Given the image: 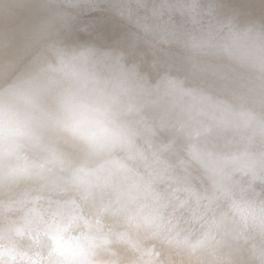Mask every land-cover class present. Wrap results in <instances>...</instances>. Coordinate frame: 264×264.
I'll return each mask as SVG.
<instances>
[{"label": "water", "instance_id": "1", "mask_svg": "<svg viewBox=\"0 0 264 264\" xmlns=\"http://www.w3.org/2000/svg\"><path fill=\"white\" fill-rule=\"evenodd\" d=\"M68 85L85 104L114 107L126 128L102 157L51 127ZM13 93L34 105L29 160L60 161L45 178L0 184V242L24 262L77 259L50 231L58 220L59 232L90 230L101 264H166L163 253L153 263L137 247L170 255L161 248L173 234L198 238L186 235L198 232L193 221L215 236L183 245L203 264H264V0H0V95ZM156 164L163 180L149 175ZM219 193L221 211L198 215L193 196L204 209ZM157 204L181 209L184 223L170 227Z\"/></svg>", "mask_w": 264, "mask_h": 264}, {"label": "clouds", "instance_id": "2", "mask_svg": "<svg viewBox=\"0 0 264 264\" xmlns=\"http://www.w3.org/2000/svg\"><path fill=\"white\" fill-rule=\"evenodd\" d=\"M84 91L71 85L64 87L56 98L49 120L52 129L74 142L90 157H102L126 138V128L114 107L104 108L85 104ZM33 102L23 93L0 95V184L33 178H45L58 168L60 161L50 157L36 164L28 153L38 147V129ZM58 220L51 221V229L59 242L77 259L70 264H101L98 259L102 243L89 229L70 228L59 232ZM51 246L53 241L48 240Z\"/></svg>", "mask_w": 264, "mask_h": 264}, {"label": "bare ground", "instance_id": "3", "mask_svg": "<svg viewBox=\"0 0 264 264\" xmlns=\"http://www.w3.org/2000/svg\"><path fill=\"white\" fill-rule=\"evenodd\" d=\"M77 154H78V152H76V155ZM145 168H146V166H145ZM147 171L149 172V168L147 169ZM111 175L112 174H110V178L112 177ZM149 175L152 176L154 179H156V181L157 180H163L162 171L160 169V166L157 165V164H156V169H155L154 173L149 174ZM116 176H118V173L117 172H116ZM144 176H146V175H144ZM105 180H107V179H105ZM115 180H116V177H114L112 179L113 182H115ZM113 182H111L109 184V186L113 185L112 188H115V189L118 190V188L120 186L116 187V185ZM117 182H118V180H117ZM134 186L136 187L137 185H134ZM152 186H153V188H156L157 187L155 185H152ZM163 186L164 187H167L168 184H166V183L163 182ZM122 187L126 191H129V189H131L129 187V185H127V184H125L123 182H122ZM167 190L169 192V195H171V196L174 195L176 198L178 197L176 194H173L171 192V190H169V189H167ZM260 191L262 193H264V191H262V189H260ZM193 198L195 199V202H196V208H197L198 215L204 216V218L208 217V219H209V216L214 217V212L217 213L218 210L221 211V208H219V202H220L219 200L224 199V195L222 193H219L218 196L217 195H214L213 198L208 199V204H206V206L204 207V209H201V208L205 204L203 205L202 203H198V200H197V197L196 196H193ZM133 199L134 198H132V197L129 198V200H133ZM155 201H156V199H155ZM155 201H153V203ZM129 202L130 201H128V202L125 201V204H129ZM139 202H142V201H139ZM130 204L133 207H135L136 202H133V203H130ZM225 204H227V202ZM150 205H152V203H150ZM170 205L171 204H167V205L163 206V205H158L157 204V205H154L153 206L154 207L153 209H155V207H158V210L157 211L159 212L160 216H162L164 218V222L165 223H167V224L171 223L170 227L172 226V224H174V223L176 224L178 221L182 222V224H183L184 221H183V219H181L182 218V211H181V209L179 211H177V208H174L173 206H170ZM140 207L142 208V207H144V205L143 204H140V206L137 205V208L138 209H140ZM192 208L193 207H191L189 209V211H191ZM126 210L129 211V208L127 207ZM209 210H210V214H213V215L207 214L209 212ZM146 211L151 213L153 210L146 209ZM129 212H131V211H129ZM180 222H179V227H176V231L183 234V227H182V225H181ZM133 224H135V226L137 227V224H143V223L141 222V219H140V220L134 221ZM194 225H195V227L198 230V232L196 233V235L195 234H192V233L195 232V230L193 232H191V233H187L186 235H190L191 234L188 237H198V238H193V239L187 238L185 240H182V236L178 237V236H175L174 234H173L172 237L168 238V242L167 243H169V244L167 245V247H165V245H164L163 246L164 248H161V249H163V250L165 248L169 249L170 251H168V250L167 251L170 253V255H167V253H165L163 251L161 252L160 249H157V248L155 249V246L154 245H151L149 247H146V246H141V245L138 244L139 245V249L137 247V250L139 251L140 255L144 257V259H147L148 257H150V259H151V261L153 263H161V262H158V257H159V255H162V253H163L164 254V261L166 262V264H203L207 260H201V259L196 258L197 256H199V254L194 253V252H196L195 249L201 248L202 247V244L203 245L207 244L206 240H214L215 239V236H214V234L210 233V238L207 237L208 236L207 234L210 232V229L212 227H209V229H208V227L206 226V223H200V224L197 225L196 223H194L192 221V228H194ZM208 225H210V224H208ZM154 240L162 243L163 238H160V237L158 238L157 236H155ZM186 243H190L192 247L196 246L195 249H193L191 252H189L188 250H187L188 252L185 251V248H184L183 245H185ZM155 244L157 245V243H155ZM257 248H259V247H257ZM176 249H178V250H176ZM23 252H25V251H23ZM260 253H263L264 254V248H261L260 249ZM6 254L12 255V257L15 258V260H17V261L22 262L21 260H23V263L24 264H32L33 263V260L24 262L25 259H21V256L19 254V251L16 250V247H14V246L10 247L6 243L0 242V258L3 255H6ZM133 260L134 259H132L131 261H133ZM210 262L211 263H214V260L213 261H210Z\"/></svg>", "mask_w": 264, "mask_h": 264}]
</instances>
